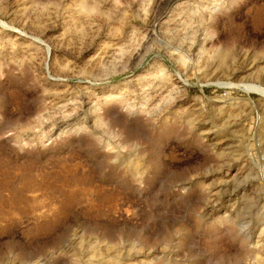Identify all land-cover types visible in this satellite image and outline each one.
<instances>
[{
    "label": "rangeland",
    "instance_id": "374dc122",
    "mask_svg": "<svg viewBox=\"0 0 264 264\" xmlns=\"http://www.w3.org/2000/svg\"><path fill=\"white\" fill-rule=\"evenodd\" d=\"M250 84L264 0H0V264H264Z\"/></svg>",
    "mask_w": 264,
    "mask_h": 264
},
{
    "label": "built area",
    "instance_id": "2783aa9c",
    "mask_svg": "<svg viewBox=\"0 0 264 264\" xmlns=\"http://www.w3.org/2000/svg\"><path fill=\"white\" fill-rule=\"evenodd\" d=\"M252 104V125H251V141L248 147V158L257 165L258 172L262 180H264V153L262 151V142L260 140V131L262 127V113L257 104L251 100Z\"/></svg>",
    "mask_w": 264,
    "mask_h": 264
},
{
    "label": "bare ground",
    "instance_id": "6f19581e",
    "mask_svg": "<svg viewBox=\"0 0 264 264\" xmlns=\"http://www.w3.org/2000/svg\"><path fill=\"white\" fill-rule=\"evenodd\" d=\"M189 16V15H188ZM188 18V17H187ZM176 20H175V23H173V22H170V24L171 23H173V24H175L176 25V27H178V28H180V25H182L183 24V27H184V25H186V22H187V19H186V17L184 18V17H182L180 14H179V16L177 17V18H175ZM186 27V26H185ZM184 27V28H185ZM173 28V27H172ZM183 28V29H184ZM174 29V28H173ZM181 30V29H180ZM185 30V29H184ZM183 30V31H184ZM174 31H175V29H174ZM186 31H187V28H186ZM176 33V32H175ZM177 33H179L178 31H177ZM184 33V32H183ZM220 57V59H223V57H224V55L223 54H221V56H219ZM105 60V59H104ZM30 61V60H29ZM54 71V70H53ZM138 85V84H137ZM138 87V86H137ZM246 88H247V90H249V91H255V92H257V93H259L260 95H262V96H264V90H262V89H260L259 87H256V86H253L252 84H250V85H247L246 86ZM141 90V89H140ZM247 102H249V99H246V104H247ZM220 103V102H219ZM263 108H264V106H263ZM57 113V112H56ZM55 113V114H56Z\"/></svg>",
    "mask_w": 264,
    "mask_h": 264
}]
</instances>
